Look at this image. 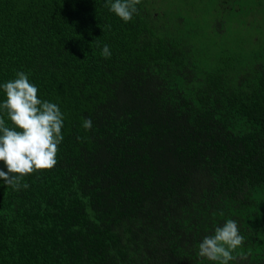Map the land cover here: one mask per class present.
Returning a JSON list of instances; mask_svg holds the SVG:
<instances>
[{
	"label": "trees",
	"instance_id": "1",
	"mask_svg": "<svg viewBox=\"0 0 264 264\" xmlns=\"http://www.w3.org/2000/svg\"><path fill=\"white\" fill-rule=\"evenodd\" d=\"M212 1L125 22L106 0H0V85L25 72L64 118L53 168L0 179V264H219L199 244L228 219V264H264V0ZM209 4L217 36L257 12L251 44H200Z\"/></svg>",
	"mask_w": 264,
	"mask_h": 264
},
{
	"label": "clouds",
	"instance_id": "2",
	"mask_svg": "<svg viewBox=\"0 0 264 264\" xmlns=\"http://www.w3.org/2000/svg\"><path fill=\"white\" fill-rule=\"evenodd\" d=\"M141 0H106L105 7L128 22L138 14L137 5ZM110 27V26H109ZM99 47L100 45L97 44ZM104 58L111 56L107 44L102 47ZM6 99L0 103V112L6 113L12 126H6L0 115V161L7 171L0 170V179L14 190L28 188L23 178L38 170L51 169L57 161L59 144L63 140V114L59 106L49 101H42L38 88L31 83L28 74L16 72V77L0 85ZM86 130L92 128V120L83 122ZM244 243L238 223L228 219L214 230L213 235L205 236L199 244V254L219 264H228L236 259V249Z\"/></svg>",
	"mask_w": 264,
	"mask_h": 264
},
{
	"label": "rangeland",
	"instance_id": "3",
	"mask_svg": "<svg viewBox=\"0 0 264 264\" xmlns=\"http://www.w3.org/2000/svg\"><path fill=\"white\" fill-rule=\"evenodd\" d=\"M180 1H176L178 3ZM217 2L213 0L212 3ZM209 7V9H208ZM195 8V6H194ZM198 9H201L202 6L198 5ZM259 11L257 8L256 11ZM253 13V12H252ZM251 12H242L234 13L232 10L227 11L225 14V30L218 31L219 35H213V27L215 20L220 18V15L217 16L210 9V4L204 7V15L200 16V20L197 22L195 27L199 31V36L203 39L200 40V44H203L205 41L209 45H216L217 48H224L227 50L231 47L232 44L245 45L248 46L252 42L253 35H257L251 25L254 22L252 18H256V13L252 14ZM264 15L263 12H258V15ZM219 51V50H218Z\"/></svg>",
	"mask_w": 264,
	"mask_h": 264
}]
</instances>
